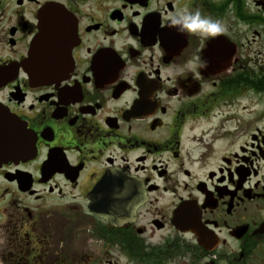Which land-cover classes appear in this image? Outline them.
Instances as JSON below:
<instances>
[{"label":"flooded vegetation","instance_id":"flooded-vegetation-1","mask_svg":"<svg viewBox=\"0 0 264 264\" xmlns=\"http://www.w3.org/2000/svg\"><path fill=\"white\" fill-rule=\"evenodd\" d=\"M196 10L223 31L170 25ZM257 29L264 0H0V264H264Z\"/></svg>","mask_w":264,"mask_h":264},{"label":"clouds","instance_id":"clouds-1","mask_svg":"<svg viewBox=\"0 0 264 264\" xmlns=\"http://www.w3.org/2000/svg\"><path fill=\"white\" fill-rule=\"evenodd\" d=\"M170 25L175 26L177 31L185 35L200 34L204 37H213L223 31L219 21L203 16L199 10L181 11L170 17ZM198 66L204 68L207 64L201 62Z\"/></svg>","mask_w":264,"mask_h":264},{"label":"rangeland","instance_id":"rangeland-1","mask_svg":"<svg viewBox=\"0 0 264 264\" xmlns=\"http://www.w3.org/2000/svg\"><path fill=\"white\" fill-rule=\"evenodd\" d=\"M256 32L259 34V37L254 36V39H252V34H247V39L250 47V50H253V65L250 64V67H253L254 71L259 70L260 68L264 69V33L260 30L257 29ZM250 57L252 55L249 53L248 54ZM262 102L264 101V96L261 97ZM260 100V97L254 98V113L257 112L258 110L261 109V105L263 103H258ZM257 106H260L259 108Z\"/></svg>","mask_w":264,"mask_h":264},{"label":"water","instance_id":"water-1","mask_svg":"<svg viewBox=\"0 0 264 264\" xmlns=\"http://www.w3.org/2000/svg\"><path fill=\"white\" fill-rule=\"evenodd\" d=\"M40 43L38 40L32 43L33 51L39 49ZM13 142L10 143V148L13 149V159L19 158L24 154L25 148L28 149L29 143L25 131L19 127L16 123H13Z\"/></svg>","mask_w":264,"mask_h":264}]
</instances>
